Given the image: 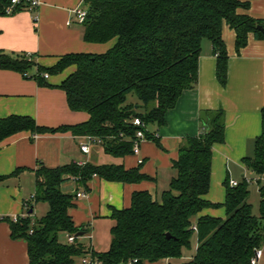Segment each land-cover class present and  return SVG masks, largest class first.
Instances as JSON below:
<instances>
[{"label":"trees","instance_id":"obj_1","mask_svg":"<svg viewBox=\"0 0 264 264\" xmlns=\"http://www.w3.org/2000/svg\"><path fill=\"white\" fill-rule=\"evenodd\" d=\"M249 0H84L86 16L83 39L115 44L103 53H73L52 67L38 66L32 77L60 73L71 65L75 71L60 85L67 93L71 110L84 111L89 119L74 125L48 127L31 116L0 118V143L20 131L47 133L70 130L74 135L95 136L105 152L117 157L133 153L134 137L141 118L148 127L165 125L167 112L174 108L184 91L197 86L199 58L204 39H209L217 55V78L228 80V51L223 38L227 24L236 32V47L246 46L249 34L264 39V20L240 10ZM34 55L0 52V68L28 73L36 66ZM135 93L138 102H128ZM204 131L183 139L173 166L175 176L169 189L155 198L149 191H135L131 205L114 209L108 250L87 251L80 243L62 242L61 233L83 231L70 214L73 193L61 185L72 177L87 189L97 175L109 181L137 183L148 178L140 168L119 164L72 162L51 168L41 165L35 172V202L45 201L47 213L33 219L27 203L25 217L10 222L12 236L27 241L30 264H75L78 257L91 254L88 264H148L168 259L169 264H251L255 249L264 242V108L262 133L256 138L252 156L244 162L256 176L260 193L259 216L249 202V181L238 185L226 181L223 205L226 217L202 215L207 207H218L207 194L211 187L213 146L225 142V111L207 110L201 116ZM145 129L148 138L157 139ZM159 143V141H157ZM193 227H196L194 229ZM171 235V237L168 236ZM198 245L193 256L182 260L194 237ZM97 261V262H96ZM178 261V262H177ZM83 264V263H82Z\"/></svg>","mask_w":264,"mask_h":264},{"label":"crops","instance_id":"obj_2","mask_svg":"<svg viewBox=\"0 0 264 264\" xmlns=\"http://www.w3.org/2000/svg\"><path fill=\"white\" fill-rule=\"evenodd\" d=\"M83 2L41 0L34 10L15 5L8 11L12 7L11 0H0V52L32 54L37 63L29 70V77L15 69L0 68V118L31 116L39 125L48 127L74 125L89 119L87 112L70 109L67 93L60 86L75 71V65L60 73H49V77L43 76L44 79L32 77L39 65L52 67L61 57L73 53H103L115 44V39L104 43L83 39V27L77 17ZM249 2V7L240 11L264 20V0ZM223 38L229 56L226 85L217 78L214 46L209 39H204L197 86L183 92L176 106L167 112L165 125L148 127L159 143L151 138L144 140L139 155L113 156L105 152L100 142L92 143L89 152H84L81 143L86 137L74 135L70 130L20 131L0 143V264H30L27 241L12 236L7 218L13 220L22 216L27 203H33L32 218H37L35 212H39L41 202H35L33 196L36 193L35 172L41 165L55 168L72 162L119 164L126 169L139 167L148 176L137 183H125L94 175L88 181L87 189L73 180L62 183L61 188L66 193L87 192L86 197H75V205L69 212L75 225L83 228L80 236L91 239L89 245L81 243L82 246L87 251L102 252L93 244L100 220L111 218L113 226V210L129 207L135 191L146 190L160 199L176 174L173 163L178 158L183 139L202 134L203 112L219 108L225 111V142L213 146L211 187L206 197L221 205L207 207L201 214L226 217L223 205L225 183L227 180L239 182L235 176L238 168L243 170L242 177L247 176L250 169L244 159L253 155L256 138L262 133L264 39L250 33L246 46L237 50L236 32L227 24L223 28ZM139 158H143V163L139 164ZM194 239L196 250L197 237ZM261 249L259 264H264V242ZM194 252L190 256L184 252L182 258L188 260ZM76 262L82 264L81 257ZM148 264H169V260Z\"/></svg>","mask_w":264,"mask_h":264},{"label":"built area","instance_id":"obj_3","mask_svg":"<svg viewBox=\"0 0 264 264\" xmlns=\"http://www.w3.org/2000/svg\"><path fill=\"white\" fill-rule=\"evenodd\" d=\"M11 3H12V7H10V9H8V11H12V8L15 5H24L26 8H28L30 10H34L40 5L41 0H11ZM85 16H86V10L85 9H79L78 12H77L78 21L83 22V20L85 19ZM28 55H30V54H28ZM23 75L25 77H29L30 76L29 73H27V72L24 73ZM43 75H44L45 78L49 77L48 73H44ZM133 124L139 126V129L136 131L135 136L134 137H127L123 133H121L120 137L130 140L132 142V144H133V147H132L133 154L139 155L140 152H141V144H142V142L144 140L148 139V137L146 135V132H145V129H147L148 125L145 122H143L141 120V118H139V117H135L134 118ZM85 137H86V141L81 143V149L84 152H89L90 145L92 143H95V142L102 143V140L100 138H98V137L90 136V135H87ZM143 161H144L143 158H139V160H138L139 164L143 163ZM71 180H73L75 182H78V178H76V177H72ZM230 184L232 186H236V185H238V181L231 180ZM76 196L78 198L86 197L87 196V192L85 190H79V191H77ZM26 215H27V213L25 212L22 216L25 217ZM19 217L20 216H17L13 220L16 221ZM193 228L196 229V227H193ZM76 239H77L76 235L71 234V235L68 236V241L70 243H75ZM262 253H263V250L261 249V247L255 249L254 255L251 258V264H259V260H260V258L262 256ZM92 261L93 260H92V257H91L90 253H87L85 256L81 257V262L83 264H88V263H91Z\"/></svg>","mask_w":264,"mask_h":264},{"label":"rangeland","instance_id":"obj_4","mask_svg":"<svg viewBox=\"0 0 264 264\" xmlns=\"http://www.w3.org/2000/svg\"><path fill=\"white\" fill-rule=\"evenodd\" d=\"M128 102H133L136 103L138 102V98L136 96V94L130 93L128 95ZM240 170V171H239ZM243 170L238 168L235 176L239 179V181H242L244 177L241 176ZM238 173V174H237ZM246 179H249V189H250V196H249V202L252 204L253 207V214L259 216L260 213V193H259V185L256 179V176L251 172L248 171L247 172V176H245ZM168 189V188H167ZM76 197V196H75ZM39 203V202H38ZM40 209L39 212H35V214H37V218L40 217L42 215V213H45L46 210H48L49 205L47 202L45 201H41V205H40ZM112 220L111 218L109 219H103L100 220L99 224H98V232H97V236L93 238V244L95 245V248L99 251H104L107 250L110 246V242H111V231L110 228L112 226ZM89 233H87L88 235ZM68 234L66 233H61L59 235V239L62 242H67L68 241ZM90 238H85L84 236H78V243H82L85 246L90 244ZM81 244V245H82ZM195 244L196 241L193 238L192 242H191V247L189 249H185V255L190 256L194 251H195ZM83 246V247H85ZM182 260H184L182 258ZM178 262V261H177ZM75 264H78V262H76Z\"/></svg>","mask_w":264,"mask_h":264},{"label":"water","instance_id":"obj_5","mask_svg":"<svg viewBox=\"0 0 264 264\" xmlns=\"http://www.w3.org/2000/svg\"><path fill=\"white\" fill-rule=\"evenodd\" d=\"M29 212H30V214L33 213V208H31ZM81 233H82V232L78 233V234H77V237L80 236V235H82ZM168 236L171 237L170 234H168Z\"/></svg>","mask_w":264,"mask_h":264}]
</instances>
